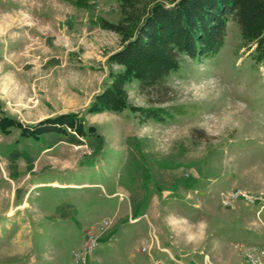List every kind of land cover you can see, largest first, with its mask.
Listing matches in <instances>:
<instances>
[{"label": "rangeland", "instance_id": "1", "mask_svg": "<svg viewBox=\"0 0 264 264\" xmlns=\"http://www.w3.org/2000/svg\"><path fill=\"white\" fill-rule=\"evenodd\" d=\"M117 1L0 0V264H77L103 219L86 264H153L160 234L187 264H243L231 244L264 241V203L224 201L264 198V63L228 21L218 49L184 56L161 95L133 78L135 111L89 112L120 48L92 20L116 22Z\"/></svg>", "mask_w": 264, "mask_h": 264}, {"label": "trees", "instance_id": "2", "mask_svg": "<svg viewBox=\"0 0 264 264\" xmlns=\"http://www.w3.org/2000/svg\"><path fill=\"white\" fill-rule=\"evenodd\" d=\"M65 1L90 11L96 0ZM117 13L116 22L92 20L114 32L120 48L109 56L119 69H109L108 81L93 97L89 112L135 111L125 88L133 78L147 96L161 95L184 56L195 59L218 49L228 21L237 24L246 45L254 46L253 59L264 63V0H118ZM144 111L160 115L157 108Z\"/></svg>", "mask_w": 264, "mask_h": 264}, {"label": "built area", "instance_id": "3", "mask_svg": "<svg viewBox=\"0 0 264 264\" xmlns=\"http://www.w3.org/2000/svg\"><path fill=\"white\" fill-rule=\"evenodd\" d=\"M239 197L248 200L251 206L259 205V210L262 208L264 198L249 196L247 193L236 190L230 191L227 195V200L224 201L226 206L232 204V201L237 200ZM249 197V199H247ZM262 204V205H261ZM258 210V211H259ZM257 211V212H258ZM258 214V213H257ZM109 226L107 219L101 220L99 223L89 227L85 231L84 240L82 245L78 249L72 250V258L77 264H86L88 257L99 247V233H102ZM236 251H239L244 259L243 264H264V241L262 242H232L231 244ZM160 252L166 254V257H159L155 264H187L182 258H178L172 255V253L165 248H157ZM204 259H208L205 256Z\"/></svg>", "mask_w": 264, "mask_h": 264}, {"label": "crops", "instance_id": "4", "mask_svg": "<svg viewBox=\"0 0 264 264\" xmlns=\"http://www.w3.org/2000/svg\"><path fill=\"white\" fill-rule=\"evenodd\" d=\"M39 184L40 185H43V184H45V185H53V186L55 185L54 183H50V182H42V183H39ZM35 185H33V186H35ZM86 185L87 184H85V183H81V184H78L77 186H81L82 187V186H86ZM146 208L148 209L149 207L147 206ZM144 214H146V213L142 212L139 216L144 215ZM160 232H159V234H160ZM160 236L161 237L157 238V247H154V246L152 247L154 249V251L151 253V256L149 257L151 259V261L153 260L152 261L153 264L155 263L154 258H157V257H166V254L160 252L157 248H165V249H168L169 251H171V249L169 247L165 246L166 242L165 241L163 242L162 235L161 234H160ZM217 237H218V239H219V237H222V232L221 233L218 232L217 233ZM241 241H243V242H249V241H253V240H250L248 237H246V235H243V237H241ZM255 241H257V240H255ZM171 253L175 257L180 256L178 253H174L172 251H171ZM178 258H180V257H178ZM136 259H135L134 255L132 254L131 255V258H129L126 262L127 263H132V264H147L146 261H142V262L140 261L139 263H136V261H137ZM220 264H222V263H220Z\"/></svg>", "mask_w": 264, "mask_h": 264}]
</instances>
